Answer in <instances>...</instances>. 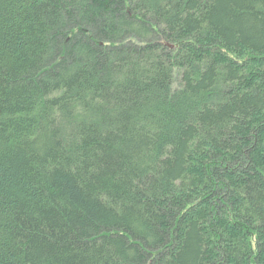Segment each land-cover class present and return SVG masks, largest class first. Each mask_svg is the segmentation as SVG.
Here are the masks:
<instances>
[{
    "label": "trees",
    "instance_id": "obj_1",
    "mask_svg": "<svg viewBox=\"0 0 264 264\" xmlns=\"http://www.w3.org/2000/svg\"><path fill=\"white\" fill-rule=\"evenodd\" d=\"M0 264H264V0H0Z\"/></svg>",
    "mask_w": 264,
    "mask_h": 264
}]
</instances>
